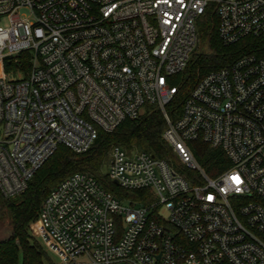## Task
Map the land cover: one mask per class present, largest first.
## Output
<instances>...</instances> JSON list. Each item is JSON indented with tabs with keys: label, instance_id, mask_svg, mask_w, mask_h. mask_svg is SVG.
Wrapping results in <instances>:
<instances>
[{
	"label": "built area",
	"instance_id": "built-area-1",
	"mask_svg": "<svg viewBox=\"0 0 264 264\" xmlns=\"http://www.w3.org/2000/svg\"><path fill=\"white\" fill-rule=\"evenodd\" d=\"M208 9L226 45L264 35V0H0L1 197L22 194L59 146L86 152L145 106L162 111V138L196 176L114 146L109 179L153 199L119 200L88 173L67 176L32 226L53 264H264V56L209 72L177 120L165 110ZM193 141L229 167L209 176Z\"/></svg>",
	"mask_w": 264,
	"mask_h": 264
},
{
	"label": "trees",
	"instance_id": "trees-1",
	"mask_svg": "<svg viewBox=\"0 0 264 264\" xmlns=\"http://www.w3.org/2000/svg\"><path fill=\"white\" fill-rule=\"evenodd\" d=\"M217 28V16L213 9H208L197 22V50L185 70L173 77L178 91L165 107L172 121L181 115L183 102L189 92L209 72L227 68L244 56H264V35L244 37L226 45L219 39ZM165 128L162 111L155 106H145L140 116L124 120L112 132L99 131L94 144L86 152L75 153L59 146L35 172L22 194L10 199L0 195V221L6 223L8 230V236L0 241V264H43L49 260L41 245L31 238V224L37 219L46 195L75 172L92 175L103 189L119 200L132 198L147 203L153 199L147 190L129 193L111 181L107 173H101L114 146L127 151L136 149L147 152L154 158L166 160L187 180L194 179L195 173L180 164L162 138ZM189 147L209 176H215L229 167L227 157L219 148H212L201 141L189 142ZM143 195L147 199H140Z\"/></svg>",
	"mask_w": 264,
	"mask_h": 264
},
{
	"label": "rangeland",
	"instance_id": "rangeland-1",
	"mask_svg": "<svg viewBox=\"0 0 264 264\" xmlns=\"http://www.w3.org/2000/svg\"><path fill=\"white\" fill-rule=\"evenodd\" d=\"M113 148V147H112ZM112 148L110 149V152H109V156H108V160H107V163L106 165H104L101 169V173H106V170H107V167H108V163L110 161V158H111V150ZM131 151H140V150H136V149H132ZM160 215L164 218V219H167V210L165 208H161L160 209ZM33 225H37V219L31 224V232H30V236L32 239L36 240L40 245L41 247L43 248V250L47 253V257H48V263L49 264H53V263H57L58 262V258L57 256L54 254V252L52 251H49L46 249V247L44 246V243L43 241L40 239V234H36L34 233V231L32 230V226ZM8 236V230H7V225L5 222H1L0 221V241L1 240H4L6 237ZM78 263H82L85 261V257H79L77 258L76 260ZM47 262H44L43 264H48Z\"/></svg>",
	"mask_w": 264,
	"mask_h": 264
},
{
	"label": "water",
	"instance_id": "water-1",
	"mask_svg": "<svg viewBox=\"0 0 264 264\" xmlns=\"http://www.w3.org/2000/svg\"><path fill=\"white\" fill-rule=\"evenodd\" d=\"M115 183V182H114ZM116 184V183H115Z\"/></svg>",
	"mask_w": 264,
	"mask_h": 264
}]
</instances>
